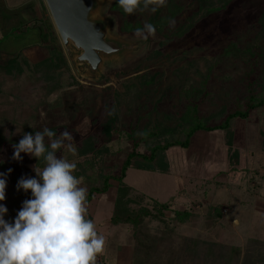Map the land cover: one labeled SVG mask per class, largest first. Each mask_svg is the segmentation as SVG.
Returning <instances> with one entry per match:
<instances>
[{"label":"rangeland","instance_id":"rangeland-1","mask_svg":"<svg viewBox=\"0 0 264 264\" xmlns=\"http://www.w3.org/2000/svg\"><path fill=\"white\" fill-rule=\"evenodd\" d=\"M114 4L94 0L90 17L119 50L102 56L91 72L77 62L79 49L71 43L64 47L44 0H0V63L19 53L30 64L42 62L44 69L32 86L0 74V172L7 180L0 203L8 209L6 220L14 221L23 201L31 198L30 191L17 190V182L36 176L35 158L21 153L22 160L13 159V144L30 125L72 133L77 155L61 153L76 163L74 175L83 177L88 188L105 174H119L131 149L128 133L146 154L154 144L183 137L190 126L182 117L184 89L204 83L207 96L198 111L206 122L222 120L244 101V77L254 67L255 88L264 90V0H236V7L203 11L193 26L177 34L199 7L198 0H168L155 13L128 16ZM152 15L168 16L163 32L178 35L170 44L160 45L163 33L157 30L147 40L134 35ZM58 53L68 69L56 64ZM255 57L261 62L257 67ZM231 130L233 136L223 130L198 131L188 147L159 153L154 170H126L122 182L129 187L128 206L167 202L165 224L149 218L137 230L111 224L119 184L114 179L105 192L92 195L89 218L107 241L98 264H264V106L234 120ZM137 131L154 134L141 138ZM229 150L239 155L235 171H225ZM215 206L220 216L210 211ZM172 210L192 216L178 223ZM194 243L196 255L188 252ZM227 246L238 249L229 260L218 249Z\"/></svg>","mask_w":264,"mask_h":264},{"label":"clouds","instance_id":"clouds-1","mask_svg":"<svg viewBox=\"0 0 264 264\" xmlns=\"http://www.w3.org/2000/svg\"><path fill=\"white\" fill-rule=\"evenodd\" d=\"M167 3L168 0H117L127 16L155 13ZM168 24L174 26L175 21L169 19ZM155 34L156 27L147 21L134 32L145 40ZM135 135L146 138L148 133L137 131ZM13 148V159L22 160L21 153H25L43 160L44 167L33 168L35 177L18 180L17 190L30 191L31 198L23 201L14 221L5 219L8 209L0 203V264H98V257L105 252L106 237L89 218L88 192L83 186L84 178L74 175L76 163L61 153L64 150L77 155L72 133L64 130L57 134L48 127L34 134L23 132ZM6 187L5 174L0 172V202L6 198Z\"/></svg>","mask_w":264,"mask_h":264},{"label":"trees","instance_id":"trees-1","mask_svg":"<svg viewBox=\"0 0 264 264\" xmlns=\"http://www.w3.org/2000/svg\"><path fill=\"white\" fill-rule=\"evenodd\" d=\"M236 0H198L199 7L193 10L188 14L185 23L182 25L181 28L175 32L176 34L190 28L195 23L193 20L197 18L199 15H202V12H207L208 10H220L224 9L228 6L236 7L237 5L233 4ZM115 5H117V0H114ZM118 6V5H117ZM118 11L125 15L123 10L119 8ZM168 16L160 17L159 15H152L148 17L146 20L147 22L152 23L156 30L160 33H163V38L160 41V45L170 44L173 40L177 38L178 35H173L171 32L166 33L165 31V23L167 22ZM126 24H128L126 22ZM138 25H136L137 27ZM33 30L30 28L29 31ZM47 62L49 65L51 60L44 59L43 62ZM42 63V62H41ZM41 63H29L22 55L15 54L12 57H9L5 62L0 63V74L4 75L7 74L9 77L15 78V80H21L24 83H29L31 86L40 80L44 69L40 68L39 65ZM56 64L61 68L68 69V64L66 59L64 58L62 53H58L56 56ZM261 62L259 61L258 57L252 59V65H260ZM51 66V65H50ZM259 69V68H258ZM257 71L252 68V71L245 74L244 81H245V98L244 101L240 103H236L234 108H231L222 118V120L217 122H206L203 118L199 115L198 111V104L199 101L203 100L207 96V91L204 87V83L202 82L198 88H190V89H182V98L183 102V113L182 117L189 121L190 126L185 129L183 137H175L172 140L159 142L157 144L152 145L149 148L148 153L139 152L137 148L138 142L133 138L132 132L126 135V138L131 142V149L126 154L124 160L122 161L121 167L119 169L118 175L113 174H105L102 176V179L99 184H92L87 188L88 192V202L91 200L92 195L94 193H102L105 192L110 187V179L116 180L118 184V189L115 194V199L113 202L112 212L109 216V222L111 224H130L134 230H137L138 227L143 223V220L146 218L156 220L162 224H165L167 220L163 216V211L169 209V205L167 202H159L154 201L152 205L149 207L147 205H141L136 209L130 208L128 204L131 202V197L129 195V187L126 186L122 180L125 176V172L128 168H141L144 170H154V164L156 157L159 153H163L167 148L171 146H181V147H188L191 141V137L198 131H214V130H223L225 132L231 133L233 136V132L231 127L233 125L234 120H244L248 117V115L254 110L259 107L264 106V90H256L255 86L256 80L258 81ZM260 88V87H258ZM50 129L56 132L55 127H49ZM42 130L30 125L25 132L34 134L35 131ZM57 134H59L57 132ZM149 135L154 133L150 132ZM47 143V139H46ZM264 146V145H263ZM229 148V147H228ZM228 155L226 156V169L225 171H235L238 168L239 163V155L235 151H228ZM34 164L37 167H44L43 160L38 161L36 158L34 160ZM213 214L216 216H220V210L217 206L210 208ZM190 211L184 210H172L171 218L178 222L182 223L189 219L192 215ZM198 244L194 243L193 249H189L188 252L194 255L197 253ZM220 249V254L225 259L229 260L230 256L238 252L236 247H224L218 248ZM211 252V251H210Z\"/></svg>","mask_w":264,"mask_h":264},{"label":"water","instance_id":"water-1","mask_svg":"<svg viewBox=\"0 0 264 264\" xmlns=\"http://www.w3.org/2000/svg\"><path fill=\"white\" fill-rule=\"evenodd\" d=\"M52 23L64 47L68 43L80 50L77 62L93 72L102 56L115 53L119 47L105 37L101 24L90 17L94 0H44Z\"/></svg>","mask_w":264,"mask_h":264}]
</instances>
